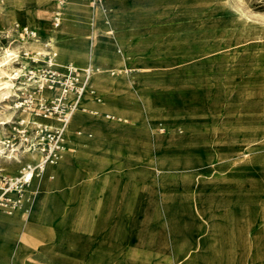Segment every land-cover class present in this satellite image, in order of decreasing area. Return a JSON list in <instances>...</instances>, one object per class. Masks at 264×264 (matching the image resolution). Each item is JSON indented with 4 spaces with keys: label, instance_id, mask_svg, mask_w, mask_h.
Instances as JSON below:
<instances>
[{
    "label": "rangeland",
    "instance_id": "obj_1",
    "mask_svg": "<svg viewBox=\"0 0 264 264\" xmlns=\"http://www.w3.org/2000/svg\"><path fill=\"white\" fill-rule=\"evenodd\" d=\"M141 1L151 6L155 15L154 19L143 17L139 22L143 40L150 35V27L157 26L159 31L156 32V43L145 45L141 50L145 61L137 71L135 89L147 93L157 103L179 109V115L173 114L171 119L156 116L149 130L161 139L166 136L169 139L172 135L176 143L140 145V151L147 150L145 158L122 168L125 182L129 183V193H132L130 196L137 198L140 194V198H144L146 213L138 210L135 214L139 224L120 235L118 264H175L179 261V252L183 264H187L194 254L206 255L209 251L215 254V264H250L254 260L251 256L257 254L256 249L263 250L264 255V214L261 227L249 228L242 239L243 244L227 242L226 232L219 236L215 225L224 224L226 216H232L233 227H238L240 218L246 216L243 200L252 198L243 194L242 183L264 175V42L258 38L264 35V0ZM23 4L24 0H0V11H17ZM26 8L25 14L26 10L31 11L29 18L25 16L23 21L33 26V9ZM134 10L129 9V14L137 15ZM56 11L59 14L57 29L61 35L67 34L69 24H78L81 28L87 26L92 32L89 39L92 38L93 44L96 31L105 28L113 31L114 18L124 14L109 6L108 0L94 7L91 0H77L76 4L75 0H65ZM37 13L54 25L53 8L39 7ZM12 26L4 20L0 32ZM37 26L32 28L38 32L40 23ZM39 39V42L21 41L16 35L0 38V69L4 70V73L0 71V120L4 122L0 123V149L1 138L11 131L13 122L21 117H31L29 111L21 112V108L15 106L18 102L16 88L21 85L18 81L26 80L21 77L28 59L24 58L23 50L37 55L38 63L42 65L43 42L48 39L45 35H40ZM87 42L90 40L85 37L80 46L76 44L86 56ZM95 45L89 50L90 63L96 67L93 75L103 72L92 62L100 42L96 41ZM76 46L67 43V48ZM55 59L59 61L57 57ZM72 63L79 64L77 61ZM111 71L121 74L114 68ZM18 75L20 77L15 80ZM93 85L100 97L89 98L98 108L105 98L97 87V79L93 80ZM132 104L141 108L142 100ZM76 111L79 109L73 113ZM35 119L49 123L40 117ZM131 121L129 118L128 123ZM185 121L194 122L196 131L190 133L184 126L183 130L176 127ZM66 132L67 125L64 142ZM156 159L162 162L159 168L163 171H158ZM12 164L2 162L1 166L14 173L17 164L16 168ZM11 166L13 168L9 169ZM158 181L168 185L165 188L168 195H161ZM179 183L188 186H179ZM31 189L27 188L26 192ZM260 198L264 202V195ZM227 202L231 206L224 205ZM2 208V213L7 215L16 210L6 212ZM235 237L232 233V241ZM208 240L214 245L206 246ZM54 241V245L58 244ZM253 242L261 243V247L251 245ZM110 243L111 236L101 241L104 254H111ZM42 264L70 263L60 256Z\"/></svg>",
    "mask_w": 264,
    "mask_h": 264
},
{
    "label": "crops",
    "instance_id": "obj_2",
    "mask_svg": "<svg viewBox=\"0 0 264 264\" xmlns=\"http://www.w3.org/2000/svg\"><path fill=\"white\" fill-rule=\"evenodd\" d=\"M108 2L109 6L124 14L114 18L116 26L113 31L112 28H105L101 29L100 37L94 35V44L92 38L89 39L92 32L87 26L81 28L78 24L67 25L68 39L65 42L75 46L78 43L80 46L85 37L90 40V43H85L87 56L77 49L78 46L63 49L56 46L60 50L53 51L60 61H56L57 63L77 61L78 66L83 67L90 63L89 50L95 48L96 41L100 42L93 53L92 62L100 66L103 72L94 74L90 85L100 97L93 85V80L97 79V87L111 110H107L105 104L95 108L90 96H87L90 92L84 93L79 102L82 108L74 114L69 124L65 134L66 141L57 161L46 166L41 176H35L31 180L27 188L32 189L25 191L22 204L14 208L16 210L12 215L3 214V208L0 207V264H42L54 261L60 256L70 264H102L104 261L118 264L120 235L122 232L125 234L132 231L139 224L135 214L138 210L140 213H146L144 198H140V194L137 198L130 196L132 193H129V183L125 182V172L122 168L145 158L147 150L144 151L143 148L140 151V145L147 147L152 142L156 145L176 143L172 135H169V139L168 136L161 139L160 136H153L149 130L156 116L171 119L173 114L179 115V109L168 108L155 102L147 93L135 89L137 71L145 61L141 50L145 45L155 44L158 38L157 26L150 27V35L145 40L141 36L143 29L140 27V20L143 17L154 19L151 6L141 0ZM26 7L33 9L35 22L32 25L37 26L40 23L36 33L47 37L51 23H48L47 17L37 13V8H53L56 11L59 7L57 0H24L23 6L17 8L15 21L1 16L0 27L4 20L10 22V25L17 22L27 25V22L23 21ZM131 8L138 14L130 15L128 10ZM33 26L28 27L33 30ZM56 37L60 39L59 35ZM112 68L118 70L121 76L116 75L117 72L113 73ZM111 74L115 76L110 77ZM137 100H142L141 108L132 104ZM86 108L89 111H85ZM129 118L132 120L130 123ZM141 122V125L136 124ZM192 123L180 122L176 127L183 130L184 126V129L193 133L197 128L193 127L194 122ZM77 131L81 133L78 134ZM161 164L162 162L155 160L158 171H163L159 168ZM14 166L16 168L15 164ZM157 184L161 195H168V192H165L168 185L162 181ZM180 185L188 186L187 183H179ZM242 191L244 195L252 198L243 200L242 206L246 208V216L240 218L238 227H233L232 216H226L224 224L215 225L217 234L223 236L225 231L227 242L232 244H243L242 239H245L248 229L253 230L256 225L259 228L262 225L264 202L260 196L264 195V175L243 182ZM228 202L224 205L231 206ZM248 220L251 221L248 223ZM104 232L107 233L104 235ZM232 233L236 234L234 241ZM109 236L111 254H104L101 241ZM54 240H57L58 244L54 245ZM211 245H214L213 241L208 240L206 246ZM244 245H247L246 242ZM251 245L261 247V243L253 242ZM255 251L257 254L251 256L254 263L251 261L250 264L264 262L263 250ZM182 259L183 256L179 252V261L175 264H183ZM260 259L261 261H258ZM213 261L215 254L209 251L206 255L194 254L192 261L186 263L215 264Z\"/></svg>",
    "mask_w": 264,
    "mask_h": 264
},
{
    "label": "built area",
    "instance_id": "obj_3",
    "mask_svg": "<svg viewBox=\"0 0 264 264\" xmlns=\"http://www.w3.org/2000/svg\"><path fill=\"white\" fill-rule=\"evenodd\" d=\"M63 6L64 0H57ZM102 0H91L94 7ZM58 12L54 11L52 23L55 25ZM16 35L21 41L39 42V34L27 25L15 23L12 28L0 32V38L8 39ZM42 65L37 55L23 50L27 64L24 66L25 82L16 88L18 102L16 107L21 112H30L31 117H21L13 122L11 131L1 139L0 149V205L10 212L22 204L25 190L30 181L44 172L47 165L54 163L64 147V127L75 109L82 108L79 98L90 92L89 79L96 69L91 63L79 67L72 62L59 64L50 39L43 42ZM112 73V72H111ZM16 76L14 79H18ZM43 90L52 91L50 96L42 95ZM22 94V96H21ZM71 96V97H69ZM19 103V104H18ZM20 105V106H19ZM35 117L53 118L56 123L38 121ZM25 154L38 155L31 163L19 166L14 173H9L1 166L2 162L17 161Z\"/></svg>",
    "mask_w": 264,
    "mask_h": 264
},
{
    "label": "bare ground",
    "instance_id": "obj_4",
    "mask_svg": "<svg viewBox=\"0 0 264 264\" xmlns=\"http://www.w3.org/2000/svg\"><path fill=\"white\" fill-rule=\"evenodd\" d=\"M6 1H8V0H6ZM103 1V0H102ZM64 2H65V0H64ZM73 2H74V0H73ZM76 2H77V0H75V4H76ZM74 4V3H73ZM27 9V8H26ZM30 10V9H29ZM31 11V10H30ZM30 11H28V10H26V17H27V19L29 18V12ZM15 13H16V11H14V10H9V11H5V12H2L1 13V15H0V17L2 16V18H4V16H6V18L7 19H10V20H14V16H15ZM33 18V17H32ZM31 19V18H30ZM33 20V19H32ZM15 21V20H14ZM27 21V20H26ZM31 21V20H30ZM37 28H38V26H36ZM33 31L34 32H36L34 29H33ZM59 33H61L60 31H58V29H57V23L55 24V25H53V26H51V28H49L48 30H47V39H50V42H51V44H52V46H53V49H59V48H57L56 46H58V47H60L61 49H63V48H67V42H65L67 39H68V36L67 35H60ZM56 35H59V38L60 39H58L57 37H56ZM94 35H98V36H101L102 34H101V30L100 31H96V33H94ZM109 37V36H108ZM61 38H62V40H61ZM64 38H66V39H64ZM258 38H261L262 39V42H264V35H262V36H260V37H258ZM260 39V40H261ZM254 42V41H253ZM249 43V42H248ZM254 43H256V42H254ZM261 44V43H260ZM60 50V49H59ZM55 57H56V55H55ZM5 65H6V63H5ZM78 66V65H77ZM0 71L2 72V73H4V70L3 69H0ZM96 71V69L91 73V75H90V79H89V88L91 89L90 90V93H88L87 94V96H90V97H95V96H97L96 95V92L93 90V88L91 87V85H90V80H91V76L93 75V73ZM16 74H17V72H16ZM6 76H7V74H6ZM13 77V76H12ZM1 91V90H0ZM52 94V91H49V90H43L42 91V95H46V96H50ZM83 96V95H82ZM82 96L79 98V102H80V99L82 98ZM69 97H71V96H69ZM101 104H105L106 106H107V108L109 109V107H108V105H107V103H106V99L103 101V103H101ZM100 104V105H101ZM79 109V108H78ZM78 109H75V110H78ZM74 110V111H75ZM73 111V112H74ZM77 112V111H76ZM75 112V113H76ZM75 113H72L71 115H70V118H69V120L67 121V123L65 124V127H66V125H67V131H68V128H69V124H70V122L72 121V119H73V116H74V114ZM43 119H45V120H47V122H49V123H51V124H54L52 121H51V119L52 120H55V119H53V118H43ZM55 122H56V120H55ZM0 123H2L1 122V120H0ZM4 123V122H3ZM2 123V124H3ZM65 127H64V129H65ZM77 132H81V131H77ZM258 134H259V136H261V132H260V130H258ZM63 137H64V133H63ZM63 143H64V141H63ZM38 158V155H36V154H34V155H31V154H25V155H23L22 157H19L18 158V160L17 161H12L11 162V164L12 163H16L17 165H18V168H19V166H21V165H23V164H26V163H31V162H34L36 159ZM22 159H25V161H21ZM58 159V158H57ZM57 161V160H56ZM55 161V162H56ZM54 162V163H55ZM54 163H52V164H54ZM13 165V164H12ZM50 165V164H49ZM14 166V165H13ZM48 166V165H47ZM5 168V167H4ZM13 167L11 166L9 169H12ZM6 170V169H5ZM18 170V169H17ZM16 170V171H17ZM7 171V170H6ZM15 171V172H16ZM31 182V181H30ZM33 184V183H32ZM28 187V186H27ZM26 191V190H25ZM0 207H2L1 205H0ZM4 212V211H3ZM14 253V252H13Z\"/></svg>",
    "mask_w": 264,
    "mask_h": 264
}]
</instances>
